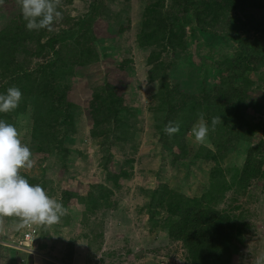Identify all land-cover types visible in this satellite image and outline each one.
<instances>
[{"label": "trees", "instance_id": "obj_1", "mask_svg": "<svg viewBox=\"0 0 264 264\" xmlns=\"http://www.w3.org/2000/svg\"><path fill=\"white\" fill-rule=\"evenodd\" d=\"M9 1L5 0V4ZM104 8L105 0H88L87 6L75 15L60 9L63 20L54 25L52 32L26 30L21 11L13 13L0 27V93L16 86L23 94L19 106L0 113V119L22 130L23 142L28 141L33 150L53 153L55 157L58 154V159L63 161L71 150L74 116L80 109L67 96L69 77L76 74V67L97 63L99 53L95 44L100 37L124 31L119 25L115 32L107 34L101 19ZM263 9L264 0H144L134 37L137 49L146 50L142 74L152 86L144 106L128 107L124 92L108 83L102 73L86 77L92 123L88 135L99 137V144L107 148L104 147L102 170L104 180L111 185L89 183L85 193L79 195L64 188L53 190L54 183L47 182L43 168L21 169L30 184H40L68 209L57 224L35 223L33 245L42 248L44 242H54L56 238H63L71 245L74 236L69 238L66 232L73 227L82 237H89L92 244L102 242L103 215L117 203L118 179H130L133 171L140 170L135 167V132L140 128L133 127V121L125 114H146L150 137L154 138L153 151L160 152L163 163L187 167L200 148L189 149L192 142L188 133H192L198 114L203 113L210 128L214 116H221L222 123L209 132L204 143L206 156L200 158L208 162L214 159L206 182H199V193L188 195L179 186L170 187L164 182L149 187L138 184L133 191L143 200L135 209L148 219L149 230L157 226L164 228L167 242L181 243L185 264H232L234 258L254 257L260 237L258 231H253L255 223L242 212L235 214L237 205L232 202L252 180L264 178V116L253 119L246 114L249 108L256 113L264 108L262 99L254 97L251 90L264 84ZM120 49L125 54L119 65L140 82L131 65V49ZM173 66L183 70L189 66L192 70L188 75L175 73L180 70L172 72ZM209 73L215 77L211 85L205 81ZM20 114L25 118H22L24 129L17 126ZM169 121L180 124L179 132L171 137L164 131ZM111 144L122 148L123 158L117 172L106 164L110 155L119 153L109 149ZM242 144L243 159L236 164L232 152ZM228 158L234 164L222 166ZM4 218L8 236L15 237L16 233V238L19 237L26 221L16 216ZM15 221L20 224L13 229L11 224ZM49 230L58 231L59 235L50 239ZM1 248L6 256L0 254V259L9 264L6 250L18 249L13 251L4 243H0ZM111 249L102 252L112 257L115 252ZM50 251L48 247L45 253ZM120 254L116 253L113 264H119ZM253 263L252 260L249 264Z\"/></svg>", "mask_w": 264, "mask_h": 264}, {"label": "rangeland", "instance_id": "obj_2", "mask_svg": "<svg viewBox=\"0 0 264 264\" xmlns=\"http://www.w3.org/2000/svg\"><path fill=\"white\" fill-rule=\"evenodd\" d=\"M87 1L88 0H70L68 3L67 0H62L61 9L67 11L69 15H75L80 11L81 7L87 6ZM143 3L144 0H105V10L102 12L101 19L103 24L105 23L107 34L115 32L119 25L123 27L124 31L118 32L115 36L100 37L95 44L99 53V60L97 63L76 67V74L69 77V90L67 96L72 99L73 104L78 106L80 110H78L79 112H76L74 116L76 120L74 123L75 130L73 129L71 132V135L73 134L71 137L73 142L69 145L71 150L66 153L65 161L58 159V154H56L55 157L53 153L45 154L30 148L32 151L31 158L35 161L31 169L38 171L43 168L45 178L48 180L47 182H49V184L54 183V188L52 187L53 190L64 188L80 195L85 193L89 183L98 184L103 182L111 185L110 182L104 180L105 176L102 170V163L105 161L103 159L105 146L99 144V137L95 138L88 135L92 123L88 111L90 94L87 88L89 81H86V77L88 78L102 73L107 78L108 83L124 92V103H126L128 107L138 105H140L139 107L144 106L145 101H147L152 92V86L146 83V80L143 78L144 75L142 74L144 71V54L146 50L137 49V45L134 41L136 32L135 25L139 22V17H141L139 13ZM20 11L21 9L17 4V0H10L8 3H4L3 6H0V27H2L13 13ZM261 16L264 23V9L261 11ZM185 31H187V28H185ZM115 39H117V41H115ZM120 47L124 49L129 47L131 49V65L134 69V75H136L140 82L135 81V77L130 76L128 70L119 65V63L123 62L122 58H124L125 54L124 50L120 49ZM197 64L199 65V63H195V65ZM176 67L177 66L172 67V72L178 69L180 71H176L175 73L182 72L188 75L192 70L189 66L184 70ZM184 78L185 77H181L180 79ZM205 78H207L205 81L209 85L215 81L214 75L210 73L206 74ZM86 86L87 88H85ZM251 90L253 96L262 99L264 103V84L258 88L252 87ZM246 114L253 119L263 117L264 108L260 113H256L249 108ZM125 115L128 117V120L131 122L133 121V127L137 129L140 128L139 132H135V134H137L135 152L137 163L135 167L140 170L139 172L133 171L130 179H118L120 188L115 192L117 203L103 215L102 242L92 244L89 237H82L78 231L73 230L75 229L73 227L66 232L69 238L74 236L71 245L62 240L63 238H56L54 242L51 240L46 241L43 243L46 246L42 248L41 246L36 247V245L32 244V252L37 248L35 249L36 251L34 250L35 253L33 252L36 256H33L32 253V256L29 254V259L27 257L21 258L17 256L18 252L24 255V252H30L31 249L22 250L13 246L15 245V239L18 237L16 238V233L15 237L8 236V232L6 233V220L4 217H0V243L8 245L13 251L14 249H18L14 252H11L9 249L6 250L8 252L7 258L10 257V260H8L9 264H14L15 259H19L16 260L17 262L15 263L19 261V264H29V261H32L31 257H34V261L31 264H47L50 262L49 258L40 254V252L43 250L47 252L48 247L51 249V253L56 250L52 254V257L54 255L62 258L64 261L70 262L69 264H113L115 261H111L116 260L114 256H116V253L120 252L121 254L118 256L119 259H117L119 264H149L157 256H162L168 264H185L183 260L184 250L179 241L173 240L170 243L167 242L168 238L166 237L165 229L159 226L149 230L148 219L143 212H137L135 209L136 205L140 202L142 203L143 198H140L133 190L138 184L149 187L154 186L157 182H164L170 187L179 186L180 189L188 195H197L199 193V182H206L207 171L213 163L214 158L210 159V162L200 158L206 156V146L197 143L192 133H188V137L192 142V147L189 149L192 148V151H194L195 148L196 150L200 148L198 153L196 152L197 154H188L192 155V158L186 165L187 167L184 165H175L173 167L163 163V156L159 154L160 152H158V150L153 151L155 147L154 138L152 136L150 137L151 133L146 114L137 113V115L134 116H130L129 114ZM19 116L20 119L19 121L17 120V126L21 127L20 129H24V127H22L24 123L23 119H25L24 115L20 114ZM20 132H22V130ZM24 143L28 144V141ZM125 144L128 146V143ZM111 145L109 149H112L115 153H117L118 150L119 153L115 154L113 157L110 155V160L106 164L111 171L117 172L119 162L121 158H123L122 148H118L116 146L117 144ZM237 150L232 152V158L234 163L240 164L245 152L244 144L239 145ZM232 158H228L222 162V166L234 164ZM157 173L159 177L156 176ZM226 195L229 196L230 191H227ZM69 205L70 208L73 207L71 203ZM221 205L222 203L220 202L219 207H221ZM232 205H237V208L234 209L235 214L242 212L245 218H249V220L255 223L253 231H258L257 235L260 236L258 237L259 244L255 245L257 249L254 252V257L244 256V258L238 259H241L240 261L234 258L232 264H249L252 260L254 262L253 264H257L258 259H264V178L252 180L245 192L239 194L235 201L232 202ZM75 214H77V211H75ZM19 224V221H15V223L11 225L14 229L18 227ZM57 232L58 231L49 230V238L51 239V237L58 236L59 234ZM92 245H97L96 249ZM33 246L35 248H33ZM110 247H112L111 250L115 252L114 256H105L102 251ZM124 248H128L129 251L124 252V250H122ZM0 254L6 256L4 248L0 249ZM57 257L56 260L58 259ZM39 260L40 262L38 263L37 261ZM0 264L6 263L3 259H0Z\"/></svg>", "mask_w": 264, "mask_h": 264}, {"label": "clouds", "instance_id": "obj_3", "mask_svg": "<svg viewBox=\"0 0 264 264\" xmlns=\"http://www.w3.org/2000/svg\"><path fill=\"white\" fill-rule=\"evenodd\" d=\"M4 3L5 0H0V6ZM17 4L28 31L45 29L52 32L54 25L63 20L60 10L62 0H17ZM22 98V91L16 86L9 87L6 93H0V113L15 110ZM221 123V116H214L210 128L204 114L199 113L198 121L191 129L195 141L204 144L209 132L215 131ZM179 129L178 121H169L164 131L171 137ZM31 157L32 151L23 142L20 130L14 124L0 119V217L16 216L41 225L57 224L67 215L68 209L61 201L51 197L40 184H30L21 174V169L34 166L35 161ZM32 243L33 240L30 249ZM257 264H264V259H258Z\"/></svg>", "mask_w": 264, "mask_h": 264}, {"label": "built area", "instance_id": "obj_4", "mask_svg": "<svg viewBox=\"0 0 264 264\" xmlns=\"http://www.w3.org/2000/svg\"><path fill=\"white\" fill-rule=\"evenodd\" d=\"M35 234H36L35 223L26 222L22 234L18 237L15 245L13 246L22 250H30V245L32 240L34 239ZM149 264H168V263L164 260L162 256H157Z\"/></svg>", "mask_w": 264, "mask_h": 264}, {"label": "crops", "instance_id": "obj_5", "mask_svg": "<svg viewBox=\"0 0 264 264\" xmlns=\"http://www.w3.org/2000/svg\"><path fill=\"white\" fill-rule=\"evenodd\" d=\"M10 237V236H9ZM46 241V240H45ZM48 243V242H47ZM33 244V243H32ZM43 247L45 246V245H42ZM33 248H35L34 246H33ZM35 249H37V248H35ZM34 249V250H35ZM34 250H33V252H34ZM36 251V250H35ZM56 251V250H55ZM54 251V252H55ZM32 246H31V251L30 252H24V255H21L20 257L21 258H25V257H27L28 259L30 258V255L29 254H31V256H32ZM43 252H45V250H43L42 252H40V254H42V255H45V256H47L48 258H49V263H47V264H69L70 262H67V261H64L62 258H59V257H57L58 259L56 260V256H54L53 255V257H52V253H54V252H52V253H49V254H45V253H43ZM35 253V252H34ZM34 253H33V256H36V255H34ZM39 253V252H38ZM38 255V254H37ZM69 257V256H68ZM32 258V261L30 260L29 261V264H31L33 261H34V257H31ZM64 261V262H63ZM38 263L40 262V260L39 261H37Z\"/></svg>", "mask_w": 264, "mask_h": 264}]
</instances>
